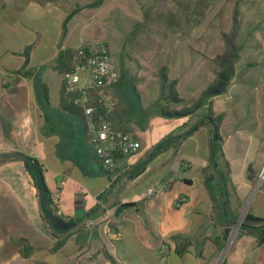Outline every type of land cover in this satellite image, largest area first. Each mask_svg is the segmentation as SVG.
Here are the masks:
<instances>
[{
  "label": "crops",
  "instance_id": "1",
  "mask_svg": "<svg viewBox=\"0 0 264 264\" xmlns=\"http://www.w3.org/2000/svg\"><path fill=\"white\" fill-rule=\"evenodd\" d=\"M56 2L0 0V264H170L171 238L178 236L190 240L179 256H193L190 248L197 246L194 257L205 264L203 256L214 250L210 239L220 234L235 202L251 201L243 213L264 217L262 125L251 124V133L230 135L233 141L222 138L223 157L213 168L223 178L218 185L210 183L211 189L202 172L209 163L206 128L170 149H156L161 140L179 133L189 118L174 119L149 141L133 125L139 151L119 158L116 170L104 172L90 155L82 123L58 109L62 76L52 63L60 50L86 43L71 40L69 31L62 41L58 35L47 37L52 19L56 23ZM122 4L123 0H105L99 8L87 10H113ZM31 8L37 9L27 15ZM229 141L237 149L241 143V151L260 152L259 158L242 162L248 169L242 179L234 178ZM38 174L45 191L36 180ZM177 185L189 192L174 193L170 205L174 208L175 202L176 209L168 218L142 214L143 206ZM189 202L192 210L179 217L178 210ZM49 214L74 225L56 230ZM191 229L197 241L188 234ZM162 244L166 253L159 251ZM219 264H264V243L237 231Z\"/></svg>",
  "mask_w": 264,
  "mask_h": 264
},
{
  "label": "rangeland",
  "instance_id": "2",
  "mask_svg": "<svg viewBox=\"0 0 264 264\" xmlns=\"http://www.w3.org/2000/svg\"><path fill=\"white\" fill-rule=\"evenodd\" d=\"M90 1L92 0H57L56 23L52 19L51 25L46 29L47 37L53 39L58 35L60 39L63 18L73 9L75 3L85 4ZM143 1L146 0H123V6H114L113 10H82L69 22L68 31L71 40L81 39L82 43L104 41L117 70L119 72L123 70L128 76L136 75L140 78L136 86L139 97L132 93L127 82L122 88V94L128 106L126 118L131 128L134 125L135 132L139 133L143 140L149 141L150 136L159 135L163 126L170 125L174 120L158 115L160 101L157 98L154 76L156 67L167 60V74L171 78L178 79L179 94L187 99L196 97L213 78V63L210 58L221 48L219 32L227 30L229 26L232 0H218L210 6L206 17L198 26L180 30L174 35L165 36L163 33L162 36H156L153 38L152 48L140 51L138 46L143 44V39H135L132 45H129L125 44V38L131 30L132 23L141 18L140 4ZM54 7L55 4L52 5V8ZM34 9L37 8L27 10V15L33 14ZM239 10L241 32L239 42L243 44V50L235 64V69L237 72L242 70V78H233L226 92L212 100L215 114L223 112L219 133L224 140L229 139L230 135L236 136V132L241 135L243 131L251 133L255 128L251 124L258 122L262 125L260 129L264 131V0H241ZM203 113L204 109H200L190 121H195ZM159 117L161 121L158 124L155 120ZM200 136L201 134H197L195 138L198 139ZM229 140L233 141L232 138ZM231 141L227 152L234 156V178L238 180L243 178V174H248L247 167H241L242 162L248 163L259 158L260 152L253 148L246 152L241 151V143L237 149L231 147ZM45 153L43 149L42 155ZM156 176L154 174L151 179ZM179 186H174L170 194L166 193L151 201L149 207L143 206L142 214H152L154 217H161L162 220L168 218L176 209L175 202L174 208L171 207L170 198L178 189H182ZM182 190L189 192L188 189ZM248 201L243 202V205L235 202L230 207L227 222L234 224L229 227L230 232L224 250L238 231L236 221L250 208L251 201ZM191 210L192 203H185L178 210V216H188ZM191 225V222L187 223L188 227ZM188 234L195 237L194 239L197 238L193 229ZM240 242V238L236 239L237 246H240ZM177 243H179L177 239L171 238L172 250L168 258L170 264H202L199 257H194L195 251L198 250L197 246L190 248L193 256L189 254L179 256L175 252ZM212 247L214 249L213 244ZM222 250L217 253L213 250L212 253L203 256L202 259L206 260L205 264H219L224 252ZM229 256L231 261L233 256L232 254Z\"/></svg>",
  "mask_w": 264,
  "mask_h": 264
},
{
  "label": "trees",
  "instance_id": "3",
  "mask_svg": "<svg viewBox=\"0 0 264 264\" xmlns=\"http://www.w3.org/2000/svg\"><path fill=\"white\" fill-rule=\"evenodd\" d=\"M105 0H92L85 4L75 3L73 9L63 18L61 24V38L65 37L68 31L69 21L83 9H96L103 5ZM218 0H146L140 4L141 18L131 25V30L125 38V44L132 45L135 39H143V44L138 46L139 50L147 51L154 46L153 38L156 36L174 35L180 30H188L198 26L206 17L210 6L214 5ZM240 1L232 0L230 11V21L227 30L220 31L221 48L210 61L213 63V78L210 83L200 91L196 97L184 98L177 90V78L168 76V61L158 65L154 71L157 86V98L160 101L158 107V115L162 118L189 120L179 127V133L169 135L158 143L157 151L170 149L179 144L183 139L193 135L197 130L204 127L208 131V153L209 163L206 168L202 169L205 175L204 183L211 189L210 183H221L222 173L216 172L213 166L223 157L222 137L219 133V127L223 119V112L215 114L212 108V100L214 97L222 95L226 92L233 78H242V70L238 72L235 64L243 50V44L239 42L241 32L239 24ZM251 33V31H250ZM72 49L67 48L60 50L52 63V69L59 75H63L70 70ZM250 66V64H248ZM118 82L109 90L114 101V107L109 112L101 113L104 121L116 130L128 132L132 134V128L129 120L126 118L128 106L122 94V88L125 82L128 83L133 94L139 97L136 89L140 78L136 75L128 76L126 72L121 70ZM43 100L48 102V90L43 85ZM90 105H96V99ZM58 109L68 115L73 116L82 122L81 109L71 104L60 91ZM200 109H204V113L195 121H190ZM181 130V131H180ZM135 137V136H134ZM91 157L98 162L90 151ZM29 159V158H27ZM99 166V165H98ZM213 169V172L207 173V170ZM36 179V178H35ZM40 188L45 191V186L41 176L38 174L37 179ZM216 180V181H214ZM37 181V182H38ZM226 219V218H225ZM234 222L222 223L220 234L211 241L215 252H220L228 238L231 225ZM238 231H243L253 236L258 243H264V217L254 216L246 212L243 216L242 223L238 227ZM179 243L175 247V252L181 255L182 252L190 245L187 238L175 237ZM60 244V243H59Z\"/></svg>",
  "mask_w": 264,
  "mask_h": 264
},
{
  "label": "built area",
  "instance_id": "4",
  "mask_svg": "<svg viewBox=\"0 0 264 264\" xmlns=\"http://www.w3.org/2000/svg\"><path fill=\"white\" fill-rule=\"evenodd\" d=\"M118 79V70L107 45L102 41L72 48L70 70L62 75V94L81 109L84 132L104 172L116 170L119 158L131 157L141 147L133 134L114 129L101 117V113L109 112L114 107L109 90ZM93 96L97 106L90 105ZM152 191V188L148 189V194ZM159 251L166 253L168 248L162 245Z\"/></svg>",
  "mask_w": 264,
  "mask_h": 264
},
{
  "label": "water",
  "instance_id": "5",
  "mask_svg": "<svg viewBox=\"0 0 264 264\" xmlns=\"http://www.w3.org/2000/svg\"><path fill=\"white\" fill-rule=\"evenodd\" d=\"M244 213L242 214V217H239L240 219L236 221V226H240L242 223ZM48 217L52 221V225L56 230H67L68 228L72 227L74 224L73 223H67L63 219L56 217L53 214H49ZM224 251V248L222 252Z\"/></svg>",
  "mask_w": 264,
  "mask_h": 264
}]
</instances>
